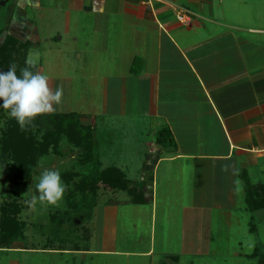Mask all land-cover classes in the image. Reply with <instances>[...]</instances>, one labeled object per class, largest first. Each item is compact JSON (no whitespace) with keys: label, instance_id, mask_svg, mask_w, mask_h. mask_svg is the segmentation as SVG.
<instances>
[{"label":"crops","instance_id":"obj_1","mask_svg":"<svg viewBox=\"0 0 264 264\" xmlns=\"http://www.w3.org/2000/svg\"><path fill=\"white\" fill-rule=\"evenodd\" d=\"M44 3L46 9L33 0L16 1L6 27H16V37L31 42L30 49L51 40L49 33L61 34L76 58L85 60L82 74L102 99L90 118L78 114L80 121L92 127L94 145L98 134L102 148L110 136L108 148L135 154L140 163L134 169L111 161L106 169L138 172L133 179L145 201L134 203L129 195L108 200L95 206L86 223L71 227L51 215L38 218L36 207L21 201L20 225L11 226L2 221L8 201L0 190V264H180L181 256H197L203 214L217 212V224H236L250 212L247 186H264V0ZM35 7L38 17L50 10L49 24L31 17ZM182 13L191 17L189 25L178 20ZM56 58L52 75H63L59 66L67 61ZM37 67L43 73V64ZM49 84L53 89V79ZM163 128L174 144L157 143ZM125 216L133 231L150 222L141 249L122 245ZM173 222L191 230L194 240L179 239L172 247L175 233L166 228Z\"/></svg>","mask_w":264,"mask_h":264},{"label":"rangeland","instance_id":"obj_2","mask_svg":"<svg viewBox=\"0 0 264 264\" xmlns=\"http://www.w3.org/2000/svg\"><path fill=\"white\" fill-rule=\"evenodd\" d=\"M16 1L18 2V0H0V43L5 40L7 35H13L15 37L19 35L18 31H16V27H6L8 19L13 17L11 15L14 10L13 5L14 3H16ZM33 2L40 7L43 4L42 7L46 9L44 0H33ZM39 16L40 17H38L37 8L35 7V9L32 10L31 16L33 17V19L35 18V21H37L36 18H40L42 19V23L49 24L52 20L51 18H54V16L51 15L49 9L48 11L42 10ZM38 24L39 22H37V25ZM43 27L45 30L50 29V27ZM4 29L6 31H4ZM55 35L56 38L52 39ZM48 36L49 38H51V40H43L40 43L39 48L30 49L27 57L28 61L32 60L35 64H37V66L43 64L44 71L42 74H46L49 77V80L53 79V90L58 87L63 88L62 103L58 106H55V112L67 113L69 111H74L79 115L81 114L85 117L90 118L91 115L93 116L94 113L97 112L98 105H100L101 103L100 99H102V94L101 92H99V90H94L92 88V82H90V80L88 79L87 74H82V67L85 60L76 58L77 55L75 56L72 53L71 48L66 42L65 36L62 41L59 39L61 34L58 35L55 34V32H52L49 33ZM67 40H69V38ZM59 49L62 50V53H59L57 51ZM57 54H61L62 60L67 61L64 67L59 66V68H61L62 70L61 72L63 75H52L51 66H55V62L57 61ZM56 77L61 78L56 79ZM66 78L70 79L68 80ZM9 118L10 117L8 115V112L3 108H0V139L2 138L3 132L7 129ZM124 118L128 117L126 116ZM97 136V145H93V155L95 159L93 163L88 162V165H86L85 162L83 163V151L81 149L75 148L66 139H63L58 149L52 150L39 159L36 167L32 168L33 171L31 174V178L27 182H20L18 185L8 183L4 184L3 182L2 184H0V190L4 199L10 203L17 201L24 208L23 202L25 203L26 200H31L33 195H39L36 184L41 172L45 168H57L61 175L62 173L66 172H76L79 175H83L89 172L91 167L94 166L93 164L98 165L100 170H105L107 168L106 166H109L108 164L110 161L118 163V166L123 167L124 169L128 168L126 166H128L129 164H131L130 166H133L134 169V167H136L137 164L140 163L135 154L129 152V148L122 149L115 146L111 149L108 148L106 146V142L108 141V138L110 136L104 138L105 144L104 148H102L100 145L101 138L99 134ZM113 141L115 143L117 141L121 142V139L119 138L116 141V138L114 137ZM101 150H103V152H101ZM133 150H135V148H133ZM101 158H104L105 161L103 162V159ZM0 170H2L1 162ZM126 171L129 179H131L135 187L138 188L139 180H134L136 177H138V172L134 170ZM78 179L79 178H76L74 180ZM62 182L63 184H65L63 180ZM70 185L71 186L69 188L72 189L73 186L72 184ZM117 191L118 190L113 191L110 189L101 188L99 190L97 204L102 205L108 200L120 201L130 198L127 192ZM76 200L80 201L79 193H76ZM36 209L38 218H41L42 215L44 219L47 218V220H49L48 218L50 217V215L54 213L60 216L62 215L64 218L65 227H71L73 225V222L76 221H79L80 224H83L85 221H87V218H90V216H88V209L81 212H76V210L70 209L65 199V193L58 207L47 204L42 205L38 202L36 204ZM66 211L68 213H66ZM241 216L243 217L239 220V222L236 221L237 223L235 224L234 219L232 220L231 225L228 223V221H226V224H217V212H211V216L209 215V213L207 214V216L203 214V218L201 220L203 233L202 236H197V238L201 239V241L203 238V243L199 247L200 249L203 248V250H200L201 252H198L199 254H197V256H192L191 258H189L190 255L181 256L182 263L180 264H257V259L251 257V254L253 253L256 246H259L261 252L264 254V213L258 214L246 211L245 213H241ZM253 217L255 219L254 224L256 226L254 232L251 231V222ZM123 220H125L124 223L128 231L124 234L126 235V238L125 236H123L125 240H123L122 245L129 249H141L142 243L147 242V240L149 239L148 235L145 234V229L147 228L148 223H150L149 220H146V222L140 224V229H142V231H133L134 225L132 221H129L130 219L128 217L125 216ZM179 222L181 221L179 220ZM220 222H222V220H220ZM179 225L173 222L171 225L172 227H169L170 224H168V227L166 228L167 232H169L170 228H172L171 230L173 231V233H175L170 238L171 243L173 242L172 247H174V244L179 239L183 240V242H192V240H194V237H196L194 236V234H191V230H189L188 228L182 231L181 228L178 227ZM168 235L169 234L165 235L164 238H169ZM205 238H207V241L208 239H210L208 242H206L207 245H205ZM129 239L130 241L133 240V242L130 243L128 241ZM204 247H210L211 250L207 252L206 250H204ZM166 248L170 249L169 246H166Z\"/></svg>","mask_w":264,"mask_h":264},{"label":"trees","instance_id":"obj_3","mask_svg":"<svg viewBox=\"0 0 264 264\" xmlns=\"http://www.w3.org/2000/svg\"><path fill=\"white\" fill-rule=\"evenodd\" d=\"M31 42L21 41L13 35H7L5 40L0 43V71H7L12 63L17 65V75L20 70L27 67L28 52ZM140 61V60H138ZM137 61V62H138ZM31 71L38 72L35 64ZM2 103V101H0ZM7 129L3 132L0 139L1 153L0 162L2 168V182L4 184L18 185L20 182H27L31 178L34 167L39 159L52 150L59 148L63 139H66L75 148L83 152V163L94 162L93 155V129L90 125H85L80 121V116L75 112L57 113L52 112L36 117L32 124L21 129L17 121L9 118ZM156 141L159 145L167 142L174 144L168 128L159 131ZM89 172L79 175L76 172L62 173L61 177L66 184L65 199L70 209L76 212L88 209L89 214L97 205V198L101 188L110 190H122L132 197V202L143 203L144 197L140 190L135 187L125 173L111 167L100 170L99 166L93 164ZM79 178L78 180H74ZM72 184L73 188H69ZM76 193L80 194V201L76 200ZM247 208L251 213L264 209V186H247ZM22 206L16 202H6L3 205L2 221L20 225L18 214ZM66 213H68L66 211ZM52 220L59 224L63 223L64 218L56 213L51 215ZM252 218L251 231L254 232L256 226ZM251 257L257 259V264H264V254L259 246L254 248Z\"/></svg>","mask_w":264,"mask_h":264},{"label":"clouds","instance_id":"obj_4","mask_svg":"<svg viewBox=\"0 0 264 264\" xmlns=\"http://www.w3.org/2000/svg\"><path fill=\"white\" fill-rule=\"evenodd\" d=\"M27 65L20 70L19 76L15 63L10 65L9 70L0 71V108L17 121L22 130L36 117L54 112L63 97L62 87L53 90L46 74L30 70L35 67L32 60L27 61ZM66 187L57 168H45L36 184L39 195H33L25 203L30 209H35L38 202L58 207Z\"/></svg>","mask_w":264,"mask_h":264},{"label":"built area","instance_id":"obj_5","mask_svg":"<svg viewBox=\"0 0 264 264\" xmlns=\"http://www.w3.org/2000/svg\"><path fill=\"white\" fill-rule=\"evenodd\" d=\"M177 18L182 24L189 25L191 23V17L185 13L180 14Z\"/></svg>","mask_w":264,"mask_h":264}]
</instances>
